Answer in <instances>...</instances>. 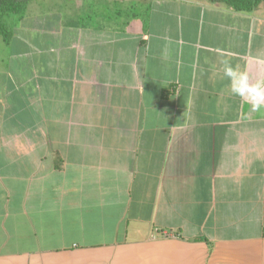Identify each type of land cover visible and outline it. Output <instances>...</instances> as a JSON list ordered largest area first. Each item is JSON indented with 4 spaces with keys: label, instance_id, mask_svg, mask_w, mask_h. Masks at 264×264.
<instances>
[{
    "label": "crops",
    "instance_id": "1",
    "mask_svg": "<svg viewBox=\"0 0 264 264\" xmlns=\"http://www.w3.org/2000/svg\"><path fill=\"white\" fill-rule=\"evenodd\" d=\"M59 2L4 43L0 264H264V3Z\"/></svg>",
    "mask_w": 264,
    "mask_h": 264
},
{
    "label": "trees",
    "instance_id": "2",
    "mask_svg": "<svg viewBox=\"0 0 264 264\" xmlns=\"http://www.w3.org/2000/svg\"><path fill=\"white\" fill-rule=\"evenodd\" d=\"M32 0H0V37L9 43L14 28V20L24 15L28 3ZM209 3H222L237 12H250L264 0H205Z\"/></svg>",
    "mask_w": 264,
    "mask_h": 264
},
{
    "label": "rangeland",
    "instance_id": "3",
    "mask_svg": "<svg viewBox=\"0 0 264 264\" xmlns=\"http://www.w3.org/2000/svg\"><path fill=\"white\" fill-rule=\"evenodd\" d=\"M40 1L42 0H33L29 5H28V8H32V10H34L36 8V4H40ZM70 0H60L59 2V5L57 6V9H63V7H65L67 4H69ZM48 7H46V9H50L52 10V7H49V5L47 4ZM124 4H121V3H111L110 5V8L109 11L113 14L115 13V10L117 9H121V11L123 13H133L135 12V8H131L130 5L128 4L127 5V10L125 11L124 10ZM42 7V6H41ZM34 8V9H33ZM39 8V7H38ZM104 11H106L105 8H103ZM28 22L30 23V20H28ZM6 44V43H5ZM4 44V42L2 41L1 37H0V67L4 66L5 65V59L7 58V52H8V49L6 48V45ZM5 67V66H4Z\"/></svg>",
    "mask_w": 264,
    "mask_h": 264
},
{
    "label": "clouds",
    "instance_id": "4",
    "mask_svg": "<svg viewBox=\"0 0 264 264\" xmlns=\"http://www.w3.org/2000/svg\"><path fill=\"white\" fill-rule=\"evenodd\" d=\"M234 93L237 94V95H240V96H243L244 93L243 92H240L238 89H233ZM259 105H257L258 107Z\"/></svg>",
    "mask_w": 264,
    "mask_h": 264
}]
</instances>
